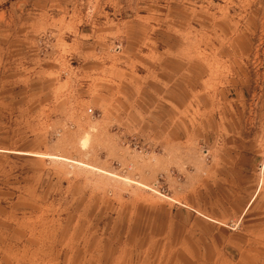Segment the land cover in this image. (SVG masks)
I'll return each instance as SVG.
<instances>
[{
	"label": "rangeland",
	"instance_id": "obj_1",
	"mask_svg": "<svg viewBox=\"0 0 264 264\" xmlns=\"http://www.w3.org/2000/svg\"><path fill=\"white\" fill-rule=\"evenodd\" d=\"M232 145L229 226L189 175ZM0 264H264V0H0Z\"/></svg>",
	"mask_w": 264,
	"mask_h": 264
},
{
	"label": "crops",
	"instance_id": "obj_2",
	"mask_svg": "<svg viewBox=\"0 0 264 264\" xmlns=\"http://www.w3.org/2000/svg\"><path fill=\"white\" fill-rule=\"evenodd\" d=\"M230 159L216 165L196 167L189 175L198 199L190 200L194 209L206 211L217 221L227 219L226 224L234 226L245 218L261 193L260 178L246 173L247 154L235 145L227 148ZM257 187V188H256ZM213 193L214 200H210ZM206 196L204 200L201 198ZM195 202V203H194ZM223 219V220H222Z\"/></svg>",
	"mask_w": 264,
	"mask_h": 264
}]
</instances>
